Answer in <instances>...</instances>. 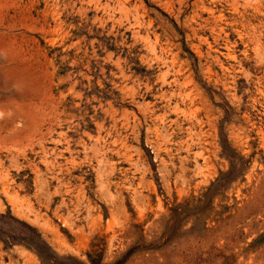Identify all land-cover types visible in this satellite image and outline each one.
I'll list each match as a JSON object with an SVG mask.
<instances>
[{
  "label": "rangeland",
  "instance_id": "rangeland-1",
  "mask_svg": "<svg viewBox=\"0 0 264 264\" xmlns=\"http://www.w3.org/2000/svg\"><path fill=\"white\" fill-rule=\"evenodd\" d=\"M0 215V264H264V0H0Z\"/></svg>",
  "mask_w": 264,
  "mask_h": 264
},
{
  "label": "trees",
  "instance_id": "trees-1",
  "mask_svg": "<svg viewBox=\"0 0 264 264\" xmlns=\"http://www.w3.org/2000/svg\"><path fill=\"white\" fill-rule=\"evenodd\" d=\"M0 218H2L1 215H0ZM8 237L11 238V240H13L14 242H17L19 239L21 240V239H24L25 238V236L23 238H19V236L18 237H15V235H9Z\"/></svg>",
  "mask_w": 264,
  "mask_h": 264
}]
</instances>
